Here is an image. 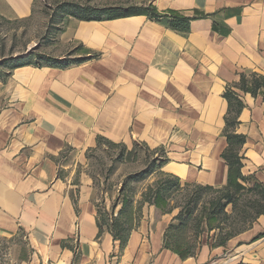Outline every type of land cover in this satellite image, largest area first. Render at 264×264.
<instances>
[{
    "label": "crops",
    "instance_id": "0c3cea01",
    "mask_svg": "<svg viewBox=\"0 0 264 264\" xmlns=\"http://www.w3.org/2000/svg\"><path fill=\"white\" fill-rule=\"evenodd\" d=\"M142 1L181 12L187 28L142 14L70 16L54 47L71 63L25 64L5 84L0 242L11 246V264H264V214L225 245H215L212 231L184 258L165 245L175 209L145 203L124 241L99 218L87 157L99 138L183 147L179 154L194 161L165 166L182 184L225 186L231 86L243 103L242 172L264 186V85L256 94L234 86L242 74L264 79V0ZM33 4L0 0V14L27 17Z\"/></svg>",
    "mask_w": 264,
    "mask_h": 264
},
{
    "label": "rangeland",
    "instance_id": "374dc122",
    "mask_svg": "<svg viewBox=\"0 0 264 264\" xmlns=\"http://www.w3.org/2000/svg\"><path fill=\"white\" fill-rule=\"evenodd\" d=\"M73 3L81 5L83 9H76L72 5ZM145 3L142 0H34L33 13L30 16L9 17L0 14V77H6V81H0V115L7 103L5 84L16 66L25 63L43 65L56 61L65 62L72 60L71 57L62 59L59 55V48L56 49L54 47L55 39L59 36L60 30L63 29L64 24L62 22L65 19H68L70 16L78 18L76 16L91 17L99 15H101L102 18H107L117 12L127 10L131 5H142ZM89 7H92L94 12L90 13L86 9ZM105 10H108L109 13L103 12ZM5 61L7 62L5 63ZM123 148L122 146L111 147L109 145H104L101 149L95 151L89 160V172L94 173L96 176L94 194L98 207L102 213L100 218L103 224H105L104 218L109 220L119 214L122 208L123 197L119 198L118 194L122 187V183L124 181L128 182L126 193L130 195L132 201V214L128 220V226L135 227L140 223L143 212L146 211L145 206L139 204L136 200H139L138 198L142 192L147 189L148 185L154 183V181L159 178V173L155 172L151 175L139 174L147 168V163L152 161L151 151L153 149L148 148L144 144L126 146L124 152L128 155V152L132 150V153L126 156L124 158L126 160L124 161L118 157L119 153L123 151ZM182 148L176 149L173 146H166L165 149L159 152L161 156L167 159V163L163 166L166 170L165 172L172 173V171L165 167L167 164L177 163L182 165L184 163H189L191 160L194 161L186 154H179V152L183 153ZM176 151L178 153H175ZM146 154L151 155L148 157V162ZM170 168L175 169L174 166ZM197 169L201 171L202 167L198 166ZM176 170L180 174L185 173L180 169ZM130 176H132V179H129ZM183 181L186 180L183 179ZM252 186H254L253 180L244 191V197L238 203V213L226 221V226H228V228L232 227V231L240 232L248 227V223L241 221L239 218L242 213L246 214V212L243 211L244 207H242L241 202L245 204L248 201L259 198L257 193L260 192V189L255 188V191H252V189H249L252 188ZM197 190L198 187H196V185H193L189 189L185 188V190L172 202L176 207L175 210L179 212L180 208L185 205L186 200H188L192 194H195L194 191ZM199 192L202 195V203L198 207L199 209H201L203 205H210V202L217 199L219 196L218 193L216 194L206 189L200 190ZM177 203L180 205H177ZM112 206H114V210ZM226 210L229 213L232 212L233 206L231 204L228 205ZM128 212L129 209L126 213ZM249 214L253 215L254 210L249 209ZM176 224H178V222H176ZM179 235L182 238H187L191 244H197V247L200 243L207 240V233L200 238H195V228L191 225L184 228ZM10 248V245L0 242V264H11Z\"/></svg>",
    "mask_w": 264,
    "mask_h": 264
},
{
    "label": "trees",
    "instance_id": "16d2710c",
    "mask_svg": "<svg viewBox=\"0 0 264 264\" xmlns=\"http://www.w3.org/2000/svg\"><path fill=\"white\" fill-rule=\"evenodd\" d=\"M76 9L82 10L83 7L81 5L73 3L72 4ZM90 13L94 12L92 7L86 8ZM105 13H109L108 10L103 11ZM134 14H142L148 15L153 19L164 20L171 27L175 29L184 30L187 28L188 23L191 18L185 16L181 12L177 10H166L160 11L153 3H145L142 5H131L127 10H123L121 12H117L114 15L109 17H123L130 16ZM83 20H100L103 19L101 15L99 16H76ZM67 59V58H65ZM7 61H5L6 63ZM71 61L65 62H51L48 63L50 65H69ZM29 64V63H25ZM20 64L19 66L25 65ZM16 66V67H19ZM15 67V68H16ZM11 73V72H10ZM9 75V74H8ZM6 81V77H0V81ZM264 85V79L262 76L252 73L248 77L247 74H242L239 82L235 83L234 86H237L241 90L245 92H251L252 94H256L261 87ZM224 97L229 102V111L225 118L226 126L224 129V134L228 137V146L222 153V157L226 160L228 164V181L227 184L223 187H213V186H203L196 185L198 187L197 191H194L195 194L189 197L186 200L184 206H182L176 216L173 218L170 223L168 229L165 233V245L176 251L181 257H187L189 255H193L195 253V249L197 248V244H191L187 240V238L180 237L181 231L191 225L195 228V238H200L203 234L207 233L210 237L212 231H215V245H225L227 241L235 236L236 234L244 231H232L231 228L226 226V221L231 219L239 210L238 203L244 197V191L248 188L252 181L251 176L244 175L242 172V156L240 151L245 143V136L243 134H239L236 132V126L238 124V113L243 106L242 101L240 100L238 93L233 90L232 86L227 89L224 94ZM104 145L109 146H122L123 151L119 153L118 157L121 160L126 156L132 153V150L128 152V155L124 152L126 146L124 144L115 143L105 138H99L97 147L89 149L87 153V157L90 160L91 156L95 151L101 149ZM161 149L152 150V158L150 162H148V157L150 154H146L147 159V168L140 172L139 174L151 175L155 172L159 173V178L154 181V183L148 185L147 189L142 192V199L139 200V204L144 205L145 203H149L150 205H154L162 212H172L176 207L172 203L174 199H176L179 194L185 190V188L189 189L194 184L185 183L182 184L181 180L178 176H175L170 173H165L161 171V167L166 163L167 159L159 154ZM129 159V158H128ZM94 179V183L96 185V176L94 173H90ZM137 175V174H136ZM135 176V175H134ZM139 177V176H137ZM136 177V178H137ZM132 179V176L129 177ZM127 183L124 181L122 183V187L120 188L118 197L122 198V208L120 209L119 214L116 217L104 218V223L107 224L112 230L114 236L116 238L124 241L130 230L133 226H128V220L130 219V215L132 214V201L130 195L126 193ZM255 188H259L260 192L257 193L259 198L248 201L244 204L242 203L243 211L240 216V220L248 223V227H251L256 219L264 214V186L256 182L254 186H252V191H255ZM210 190L214 193H218V198L212 200L210 205H203L202 208L199 209L202 195L200 194V190ZM186 199V198H185ZM233 206L232 212H228L226 208L228 205ZM244 204V205H243ZM177 205H180L177 203ZM114 210V206H112ZM129 209V212L126 211ZM249 209L254 210V214H249ZM101 211L99 209V218L101 216ZM101 219V218H100ZM238 219V217H237ZM124 220V221H123ZM178 222V224H176ZM262 235V234H261ZM196 241V240H195ZM245 264V263H240Z\"/></svg>",
    "mask_w": 264,
    "mask_h": 264
}]
</instances>
